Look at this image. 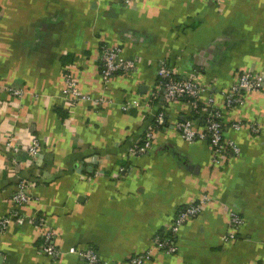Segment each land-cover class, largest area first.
I'll use <instances>...</instances> for the list:
<instances>
[{"label":"crops","instance_id":"crops-1","mask_svg":"<svg viewBox=\"0 0 264 264\" xmlns=\"http://www.w3.org/2000/svg\"><path fill=\"white\" fill-rule=\"evenodd\" d=\"M152 2L154 15L121 0H0V219L15 210L23 183L33 202L22 214L44 216L62 251L92 248L121 264L151 249L181 209L208 196L202 215L176 235L178 252H156L145 264H264V89L232 108L224 96L242 73L264 77V0ZM103 44L137 60V72L105 84ZM164 63L206 87L196 115L192 101L165 99ZM66 70L78 74L91 99L69 103ZM11 85L26 95L15 99L5 90ZM104 97L110 104L94 106ZM134 100L142 106L124 112ZM213 108L225 141L239 150L219 164L208 142L188 143L175 128L188 119L204 128ZM160 115L169 127L148 153L130 157ZM10 137L19 152L9 148ZM232 211L245 225L226 243ZM43 243L36 222L12 221L0 234V264H86L70 254L52 260L40 252Z\"/></svg>","mask_w":264,"mask_h":264},{"label":"built area","instance_id":"built-area-1","mask_svg":"<svg viewBox=\"0 0 264 264\" xmlns=\"http://www.w3.org/2000/svg\"><path fill=\"white\" fill-rule=\"evenodd\" d=\"M122 4L126 7L129 6L134 0H121ZM224 0H215L216 4H222ZM139 63L137 60H130L125 58L122 54V49L117 46H111L103 44L101 47V76L105 84L111 82L112 78L118 75L124 77H132L138 70ZM159 77L162 87L165 92V99L168 101L184 100L186 98L193 99L192 107L193 111H198L197 99L200 97L202 91L206 90V87L202 86L196 79H178L176 72L173 69L167 67L164 63L159 69ZM264 89V77L252 72L242 73L237 77L232 87L225 93V105L228 108H232L241 105L244 102L245 96L248 93L259 92ZM5 90L17 100H21L26 91L24 88L17 87L15 85L7 86ZM65 96L70 104L75 106L80 101H87L89 96L85 95L80 87V77L72 70H66L65 75ZM110 99L104 97L98 102H94V106L97 108H104L106 104H110ZM142 102L134 100L132 102L124 104L121 108L124 112H129L133 108H140ZM144 106V105H143ZM149 106V105H148ZM222 115L220 110L213 108L205 119V127L202 129L196 128L193 119L185 121H179L175 124V128L178 130L182 139L188 143H196L200 141L208 142L213 151L214 164L221 163L222 156L228 154L229 150L234 151L236 154L239 150L233 143H227L224 139V124L222 123ZM244 125L236 123L234 129H243ZM169 125L163 115L155 116L154 122L146 128L144 134L140 139L132 146L129 151L130 157L145 155L153 146V142L158 132L167 129ZM255 132L258 131V127L250 126ZM9 148H12L15 152H19L14 146L13 139L10 137L8 141ZM29 155L35 159L40 153V141L33 139L31 145L28 148ZM211 198L204 196L198 203H191L184 209H181L173 224L170 227V232L167 235H157L154 238L153 246L148 251L134 256L128 263L121 264H145L149 262L156 252H166L168 254H176L178 247L176 243V235L180 229L186 225L194 217L202 215L206 206L210 203ZM32 197L26 192L23 183L19 184L17 195L14 197L15 210L10 216L0 219V234L7 232L8 226L15 221L18 225L23 226L29 222H36L38 227L43 232V245L40 247V252L46 257L56 260L62 255H77L85 260L86 264H111L103 261L98 253L92 248H78L70 249L68 251H62L57 245V239L50 231V227L47 224L44 216H32L27 217L22 214L21 210L32 203ZM228 231L224 237L226 243L234 242L243 226L245 220L242 216L232 211L230 213ZM261 264V263H260Z\"/></svg>","mask_w":264,"mask_h":264},{"label":"clouds","instance_id":"clouds-1","mask_svg":"<svg viewBox=\"0 0 264 264\" xmlns=\"http://www.w3.org/2000/svg\"><path fill=\"white\" fill-rule=\"evenodd\" d=\"M129 9L138 10L141 14L148 12L150 15H154L159 11V6L152 0H144L143 3H141V0H134L129 4Z\"/></svg>","mask_w":264,"mask_h":264},{"label":"trees","instance_id":"trees-1","mask_svg":"<svg viewBox=\"0 0 264 264\" xmlns=\"http://www.w3.org/2000/svg\"><path fill=\"white\" fill-rule=\"evenodd\" d=\"M178 79H180V78H178ZM184 100H185V101H186V100L193 101V99H190V98H186V99H184ZM198 108H199L198 110L202 109V105H200V106L198 105ZM196 112H197V111H193V114L196 115V114H195Z\"/></svg>","mask_w":264,"mask_h":264},{"label":"water","instance_id":"water-1","mask_svg":"<svg viewBox=\"0 0 264 264\" xmlns=\"http://www.w3.org/2000/svg\"><path fill=\"white\" fill-rule=\"evenodd\" d=\"M162 94L164 95V92H162Z\"/></svg>","mask_w":264,"mask_h":264}]
</instances>
